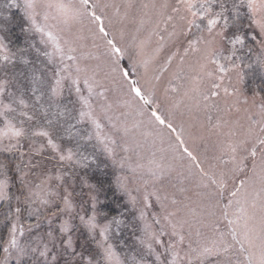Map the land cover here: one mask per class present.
Listing matches in <instances>:
<instances>
[{"label": "snow or ice", "instance_id": "snow-or-ice-1", "mask_svg": "<svg viewBox=\"0 0 264 264\" xmlns=\"http://www.w3.org/2000/svg\"><path fill=\"white\" fill-rule=\"evenodd\" d=\"M10 6L22 7L31 25L25 31L38 33L40 44L45 47L51 46L52 50L44 53L49 63H53L55 58L59 57L62 67L55 71L52 82L48 85L49 100L60 97L63 94L64 81L70 80L82 105L77 123L88 120L93 124L97 130L95 134L97 144L102 146L103 152L112 159L113 163H116L117 142L113 138L101 136V125L95 119L89 102L94 87L99 82L96 81L95 75L85 76L84 85L87 88L88 97L80 95L79 74L84 69L76 65V75H73L70 71L72 66L64 64L65 57L69 61L77 59L72 55L76 51L74 42L65 39L64 46L67 48L65 51V47L60 43V36L55 34L52 31L53 26L48 24L50 19L56 20L58 24H63L69 29L73 23H82L85 19L97 24L98 34L104 39L108 52L113 57L114 67L111 71L119 72L125 81L130 75H137L138 68H143V77L147 82L149 72L153 70L159 54L166 46H171L175 50L171 51L161 63L156 70L158 74L154 75L153 79L159 81L176 60L179 68L176 77L181 83L174 91L182 92V99L176 101V105L179 106L187 100L190 110H199L201 107L219 109L221 99L227 105V97L237 95L235 89L229 92L224 81L230 72L239 68L237 52L240 49L237 45L243 46L246 43L247 33L243 30L245 27L255 25L260 37L264 40V0H174V2L161 0L159 3L142 5L143 9L148 10L143 13V16L155 18L149 21L154 27L144 39L140 40L135 58L130 56V64L127 68H122L120 61L124 59L127 50L117 44L114 35L110 37L102 17L97 14L96 9L99 5L92 0H79L78 4H66L63 0H24L23 5L18 4L17 0H11V5H4L5 8ZM104 7L107 8L109 5ZM111 7L115 9V15L119 16L120 6L111 5ZM125 7L131 8L132 5L127 4ZM241 9H247L250 24L243 25L240 22ZM124 16L127 18V11ZM8 18L4 16L5 20ZM38 18H42L43 23H39ZM139 23L140 28H144L146 21L142 17ZM161 24L164 25L162 30ZM153 35H159V42L153 50V55L146 56L145 48L151 43ZM181 36L184 37L182 42L179 39ZM120 39L123 40V32L120 33ZM24 52L25 49L21 48L17 53H11L4 38L0 37V59L4 62L14 63V58L20 54L21 62L28 64L29 61L22 55ZM261 67L264 68V64ZM39 79L33 76V84L36 85ZM5 83L0 82V97L5 94ZM37 90V87H33V95H36ZM221 90L224 93L223 98H221ZM129 92L134 94V98H138L144 106L153 103L150 96L145 95L136 79L130 81ZM8 95L12 96L13 93L9 92ZM99 95L103 96V92ZM41 99L42 95L36 96L35 105L32 106L34 111L31 113L25 111L30 105L23 98V94L9 103L0 99V153L6 154L0 158V204L7 208L4 219L8 222L6 238L0 237L2 251L5 254L0 264H9L12 259L15 260V264H56L57 257L53 249L57 247L63 249L66 257L65 264H75L78 257L82 259V264H126L111 243L113 231L119 233L121 226L125 224L122 218L124 213L120 212L109 218L108 212L99 209L100 201L96 195L99 188L96 184L89 183L87 179H83V183L90 189L91 210L87 215L77 213V216L95 242L98 258H95V261L92 257L84 258L82 253L77 251L71 235L73 225L70 220L74 211L72 193L67 187H63L64 176L59 171L53 174L51 170L46 169L44 162L56 160L59 166L69 162L75 167L87 169L96 164V154L95 152L85 154L82 149L94 137L89 133L77 140L75 148H62L58 142L60 137L54 138L48 127L53 120L49 118L48 108L40 105ZM238 103V99L233 101L231 107H235ZM36 105L40 107L37 108ZM227 110L230 111V108ZM36 112L41 113L46 124H42L37 119ZM54 115L63 117L64 113H54ZM260 115L261 119L252 121L246 129L239 125L238 121L233 123L224 120L221 123L218 120L213 125L215 134L221 138L218 141V148L222 154L220 158L226 155L228 159L223 160V163L231 164L232 167L222 169L218 174L219 178L215 175L210 178L209 183L214 186L213 190L204 195L213 209L210 215L215 219L210 225L211 235L198 232L203 242L198 243L197 247H192L189 242L188 250L184 252V257H181L180 252L187 239L182 227L169 221L170 239L167 244H164L160 238L164 234V228L161 227L160 230L153 228V225L147 222L145 211L140 210L138 218L144 221L143 228L140 229L144 234L139 238L140 244L144 245L149 254L155 256L156 264H165V261L161 259L164 254L172 257L166 264H181L183 260H186V264H194V258L199 264H204V261L209 258H213L212 264H264V108L261 109ZM151 116L159 125H166L168 129L176 132L171 119L166 121L155 110L151 111ZM26 122L34 123L26 126ZM117 130L122 131L124 137H128L131 131L126 125ZM183 132L184 129L181 126L180 132L175 137L176 143L172 147L175 152L180 153L181 158L186 156L194 162L203 180L207 177V173L198 157L187 146L183 139ZM69 138H71L70 131ZM25 140L28 141L27 152L23 150ZM123 150L128 152L130 149L124 147ZM15 153H19V156ZM258 155L259 165L256 163ZM249 158L253 161L252 175L247 179H241L239 186L236 187V177L239 173L245 172V161ZM121 167H123L122 162ZM13 172L19 180L18 195L11 191L16 186ZM229 179L233 182V188L225 199ZM53 180L57 182L55 186H53ZM203 186L208 188L209 184ZM62 187L63 192L60 191ZM117 188L127 191L126 185L120 182L117 183ZM153 195L158 203L161 201V197L156 192L146 193L144 196L146 207L149 206V197ZM130 204L133 209L136 208L135 197L130 198ZM161 207L163 208V204ZM25 213L29 220L32 218L35 220V223H29L27 228L22 221ZM61 214H67L69 219L60 220L59 236H57L52 230V218H59ZM100 217H103V220L99 219ZM164 219L168 220V216ZM42 221H46L49 225L46 233L41 235L37 232L35 236H26V233L39 229ZM154 222L160 224L159 220ZM220 224L224 227H219ZM154 245H160L164 253H157ZM193 254H195L194 258ZM133 260L135 261V258ZM135 264H142V261H135Z\"/></svg>", "mask_w": 264, "mask_h": 264}, {"label": "rangeland", "instance_id": "rangeland-1", "mask_svg": "<svg viewBox=\"0 0 264 264\" xmlns=\"http://www.w3.org/2000/svg\"><path fill=\"white\" fill-rule=\"evenodd\" d=\"M23 2L24 0H17L20 5H23ZM63 2L66 4H78L79 0H63ZM92 2L99 5L96 9L97 14L102 17L110 37L114 35L117 44L127 50L124 59L120 61V66L127 68L130 64L129 57L135 58L140 40L144 39L154 27L149 21L155 18L143 16V13L148 10L143 9L142 5H150L153 2L159 3L161 0H92ZM5 4L11 5V0H0V37L4 38L11 53H17L7 38L10 36V28L14 26V29L17 30L22 23L23 27L21 28L23 30L20 32H25V39L20 38L22 43L20 48L25 49L22 55L29 63H22L20 54L14 58V63H6L0 59V82H6L5 94L0 99H3L5 103H9L23 94V98L30 105L25 111L31 113L34 111L32 106L35 105L36 96L42 95L40 105L48 108L49 118L53 120V123L48 127L54 138L60 137L58 142L62 148H75L76 142L80 137H84L89 133L93 135V140L86 144L82 151L85 154L95 152L96 159H104L103 161L110 164L109 166L113 170L109 169L113 174L115 173L116 184L120 182L126 185L127 191L120 189L118 191L121 194V198L129 205L131 211L127 208L126 213L128 218L132 215V220L124 219L128 224L122 225L119 233L114 230L111 235V243L114 244L118 254L121 259L126 261V264H135V261H142V264H156L155 256L149 254L144 245L140 244L139 238L144 235L140 230L143 228L144 221L138 218L141 209L145 211L147 222L152 224L153 228L156 230H160L161 227L164 228V234L160 237L164 244H167L170 239L171 228L169 227V221L182 227L183 234L187 238L183 245V250L180 252V256L184 257V252L188 250L189 242L194 248L197 247L198 243L203 242V238L198 235V232L211 235L210 225L215 218L210 215L213 209L204 195V193L213 190L214 186L209 183L210 178L214 175L219 178L218 174L222 169L232 167L231 164L225 165L223 163V160L228 159L226 155L222 159L220 158L222 154L218 148V141L221 138L215 134L213 125L218 120L221 123L224 120H229L233 123L238 121L239 125L246 129L249 123L261 119V109L264 108V68L261 67L264 64V40L260 37L259 30L253 25L254 29L249 32L245 45H237V48L240 49L237 52L239 68L230 72L224 81L229 92L235 89L237 95L227 97V105L221 99L219 109L201 107L199 110H190L187 100H184L179 106L176 105V101L182 99V92L174 91L181 83L176 77V73L179 71L176 60L173 61L168 71L161 76L159 81L153 79L154 75L158 74L156 70L161 63L170 55L171 51L175 50L171 46H166L159 54L153 70L149 72L147 82L143 77V68H138L137 75H130L129 79L125 81L119 72L113 73L111 71L114 67L112 64L113 57L109 54L108 46L104 39L98 34L97 24L85 19L82 23H73L69 29L65 28L63 24H58L56 20L50 19L48 24L53 26L52 31L60 36L62 46H64L65 39H70L74 42L73 46L76 51L72 55L76 56L77 59L76 61H69L65 57L64 64L72 66L70 71L73 75H76V65L84 69L79 74L81 81L80 95L88 97V91L84 85L85 76L95 75L96 81L99 82L94 87L93 95L89 98V102L95 119L101 125V136L113 138L117 142L115 149L116 163H113L112 159L103 152L102 146L97 144L95 140L97 130L93 124L88 120H85L84 123H77L82 105L70 80L64 81V90L60 97L49 100L47 95L48 85L52 82L55 71L62 67L59 57L57 56L53 63H49L48 57L44 53L45 51H51V46L45 47V45L40 44L38 33L25 31L31 25L24 15L23 8L11 6L5 8ZM127 4H131L132 7L126 8L125 5ZM104 5H109V7L105 8ZM111 5L120 6L119 16L115 15V9ZM7 9L11 12L10 15L3 13ZM126 11L127 18L124 16ZM17 12L22 15L21 21L12 17ZM4 16L9 18L5 20ZM142 17L146 21L144 28H140L139 23ZM241 17L245 18L244 13H241ZM246 20L248 21V18ZM38 22L43 23L42 18H38ZM163 27L164 25L161 24V30ZM137 29L140 30L137 31ZM121 32H123V40L120 39ZM179 39L182 42L184 37L181 36ZM158 42L159 35H153L151 43L145 48L146 56L153 55V50L157 47ZM64 47L65 51H67L66 46ZM7 65L9 67L6 70L11 69L9 73L5 70ZM129 71L131 70L129 69ZM19 72L20 74H18ZM33 76L40 78L36 85L33 84ZM133 79L139 81V85L145 95H149L152 99V104L144 106L138 98H134V94L129 92V83ZM33 87L38 88L36 95H33ZM9 92L13 93V95L9 96ZM100 92H103V96L99 95ZM223 97L224 93L221 90V98ZM237 99L239 103L235 107H231L233 101ZM40 105H36V107L39 108ZM14 106L18 107V105ZM228 108H230V111L227 110ZM153 110L157 111L166 121L171 119L176 132L168 129L166 125H159L155 122V118L151 116V111ZM60 112L64 113L63 117L54 115V113ZM36 117L42 124H46V120L40 112H36ZM32 123L34 122H26V126ZM71 125H75V127H70ZM125 125L131 130L128 137H124L123 132L117 130L122 129ZM181 126L184 129L183 139L189 149L198 157L207 173V177L203 180L199 174V169L195 168L194 162L190 161L186 156L181 158L180 153L175 152L172 147L176 143L175 137L180 132ZM69 131L71 132V138H69ZM23 144V150L27 152L28 141L25 140ZM94 145L95 147H93ZM124 147H128L130 150L125 152L123 150ZM5 155L0 153V158ZM15 155L19 156V153H15ZM121 162L123 167H121ZM256 163L259 165V155L256 158ZM44 165L53 174L59 171L64 176L65 184L63 187H67L72 193L71 199L74 211L70 220L73 225L71 235L73 233L76 235V230H78V233L82 229L78 226L83 225L79 221L77 213L87 215L91 210L88 209L91 206V198L89 194H86L90 191H85V186L81 185L82 180L79 177V172L82 168L72 167L69 162L59 166L56 160H47ZM245 165V172L239 173L236 177V187L239 186L241 179H247L252 175V159L246 160ZM12 176L14 183H16L18 180L16 173L13 172ZM52 183L55 186L57 182L53 180ZM204 184H209V187L205 188ZM63 187L60 189L61 192H63ZM232 188L233 182L229 179L228 188L225 190V199L228 198L229 191ZM152 192H156L161 197V201L158 203L154 195L150 196L148 200L149 206L146 207L144 196L146 193ZM131 197L136 199L135 209L131 207ZM161 204H163V208ZM2 205L0 204V237L6 238L8 222L5 223L2 217L7 208L3 207L1 209ZM108 215L110 218L111 215ZM165 216H168V220L164 219ZM52 219V230L55 235L59 236L60 220L69 219V216L61 214L59 218ZM99 219L103 220V217ZM155 220H159L160 224H155ZM22 221L25 224V228L31 223L27 213L22 217ZM219 227H224V225L220 224ZM48 230L49 225L46 221H42L41 228L34 230L32 233H26V236H35L37 232L43 235ZM72 238L76 247L77 240L73 236ZM1 247H3L2 244H0ZM154 247L157 253H164V249L160 245H154ZM61 250L63 249L59 247L53 249L56 257H58V253ZM194 256L195 254H193V258ZM133 258H135V261ZM171 258L167 254L161 256L165 264ZM212 259L205 260L204 264H212ZM13 261L15 260H10L9 264ZM181 264H186V260H183ZM194 264H199L195 258Z\"/></svg>", "mask_w": 264, "mask_h": 264}, {"label": "trees", "instance_id": "trees-1", "mask_svg": "<svg viewBox=\"0 0 264 264\" xmlns=\"http://www.w3.org/2000/svg\"><path fill=\"white\" fill-rule=\"evenodd\" d=\"M246 10L247 9H241V13H244V15H245V18L243 19L241 17V20H240L243 25L250 24V21L246 20L247 19L246 18V16H247ZM3 13L10 15L11 12L8 11V9H7V10H4ZM12 17L16 18L20 21L22 20V15H20L19 12L13 14ZM21 27H23L22 23L19 26V29H17V30L14 29V26L12 28H10V36H8V38H7L8 42L10 44H12L11 46L14 49V51H16V52H18V50L21 49L20 47H21L22 43H21L20 38L22 37L23 40L25 39V32H23V33L20 32L21 30H23V28H21ZM253 29H254V27L252 25L251 27H245L243 30L245 33H247V37H248V35L250 34L249 32L253 31ZM247 30H248V32H247ZM255 30H254V32H255ZM24 48H25V46H24ZM8 67H9V65H7L5 67V70ZM20 69H22V68H20ZM10 70H6V72L9 73ZM18 74H20V72ZM103 160L102 159L101 160L96 159V161H97L96 164L91 165L87 169H84V168L80 169L79 177L82 180L81 185L82 184L84 185L83 179H87L89 183L96 184L99 188V191L96 193V195L98 196V199L100 201V203L98 204V207L101 210L108 212V214H110L111 216L118 215L120 212H123L124 216L122 218L131 221L132 215L128 218L127 213H126L127 208L129 209V211H131V210L129 208V205L126 204L124 199L121 198V194L119 193L118 188L116 186L117 180L115 179V177H116L115 173L114 174L112 173L111 170H113V169L109 166L110 164H108L107 162H105ZM71 166L73 167V165H71ZM15 184L17 187L15 186L14 189H11V191L15 194H18V192H19L18 191L19 180H17V182ZM84 189H85V191L86 190L90 191V189H88L86 187ZM89 193L90 192H88L86 194H89ZM3 207H5V206L2 205L1 209ZM90 207H88V209H91ZM2 219H4V216L2 217ZM29 221L33 224L35 223L34 218H32ZM4 222L7 223V221H4ZM125 224L127 225L128 223L126 222ZM78 227H81L82 229L78 233H77L78 230H76V235H75V233H73V235H72L77 240L76 241V249L78 252L82 253V257H84V258L92 257L95 261V258H98V249L96 247V244L91 239V237L88 235V232L83 225L78 226ZM40 228H41V226H40ZM4 255L5 254H3L2 247H1L0 248V260L4 259V257H3ZM65 259H66V257L63 254V250H61L58 253L56 264H65ZM11 264H15V261H13ZM75 264H82V259L80 257H78L75 261Z\"/></svg>", "mask_w": 264, "mask_h": 264}]
</instances>
